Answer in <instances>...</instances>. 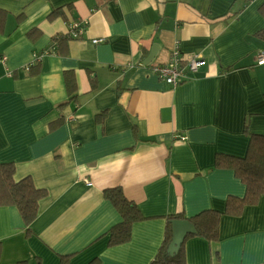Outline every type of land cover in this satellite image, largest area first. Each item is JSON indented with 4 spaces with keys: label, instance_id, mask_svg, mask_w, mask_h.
<instances>
[{
    "label": "crops",
    "instance_id": "0c3cea01",
    "mask_svg": "<svg viewBox=\"0 0 264 264\" xmlns=\"http://www.w3.org/2000/svg\"><path fill=\"white\" fill-rule=\"evenodd\" d=\"M263 5L0 0V162L47 192L30 231L16 207H0V264H151L167 217L223 213L228 197L243 198L215 159L245 157L248 133L264 136ZM82 22V36L56 43ZM176 47L207 65L172 88L151 67ZM108 188L144 216L122 245H110L122 218ZM183 248L188 264L216 253L219 264H264V197L222 216L217 243L195 235Z\"/></svg>",
    "mask_w": 264,
    "mask_h": 264
},
{
    "label": "trees",
    "instance_id": "16d2710c",
    "mask_svg": "<svg viewBox=\"0 0 264 264\" xmlns=\"http://www.w3.org/2000/svg\"><path fill=\"white\" fill-rule=\"evenodd\" d=\"M260 13L264 17V5L260 8ZM6 16V13L0 10V31L5 26ZM76 30L71 28L65 38H56V43L62 40L77 39L78 37H74ZM71 80H66L67 87L71 97H76V87L71 85ZM60 125L61 121L54 123L52 128L56 129ZM248 137L249 146L245 157L217 155L215 159L216 168L232 170L245 185V196L243 198L228 197L223 213L205 211L192 218H186L183 215L167 217L163 244L151 264H188L183 248L184 243L175 256L171 257L167 252L173 240L175 221H188L195 227V234H189L185 239L196 235L215 244L220 240L222 216L240 217L246 207H254L260 203L264 197V136L248 133ZM15 174L16 168L13 162H0V207H16L22 216L27 231H30L31 224L38 216L40 201L47 196V192L37 188L30 177L17 181ZM104 197L116 208L122 218L121 222L109 232L110 245L125 244L131 238L133 225L144 220V216L138 206L125 196L121 188L106 189ZM214 260L213 264H219L217 253Z\"/></svg>",
    "mask_w": 264,
    "mask_h": 264
},
{
    "label": "built area",
    "instance_id": "2783aa9c",
    "mask_svg": "<svg viewBox=\"0 0 264 264\" xmlns=\"http://www.w3.org/2000/svg\"><path fill=\"white\" fill-rule=\"evenodd\" d=\"M87 22L75 23L71 28L77 29L74 37H80L84 34ZM102 40H94V43H100ZM5 61V58L0 60ZM207 65L206 60L198 55H185L176 47L170 56V60L165 64H156L151 67L152 71L172 88L180 86L183 82L189 80L193 74L198 73ZM258 66H264V53L257 60Z\"/></svg>",
    "mask_w": 264,
    "mask_h": 264
},
{
    "label": "water",
    "instance_id": "95a60500",
    "mask_svg": "<svg viewBox=\"0 0 264 264\" xmlns=\"http://www.w3.org/2000/svg\"><path fill=\"white\" fill-rule=\"evenodd\" d=\"M153 55H154V52L148 58V61L146 62V64H149L152 61L154 57ZM174 224H175V227H174L173 240L171 244L169 245L168 251H167L168 255L171 257L178 254L182 244L184 243L186 236L189 234H195L196 232L195 227L191 225L188 221L178 220V221H175Z\"/></svg>",
    "mask_w": 264,
    "mask_h": 264
}]
</instances>
